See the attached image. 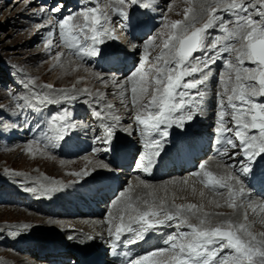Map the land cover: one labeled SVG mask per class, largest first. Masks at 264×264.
I'll list each match as a JSON object with an SVG mask.
<instances>
[{
	"label": "snow or ice",
	"instance_id": "snow-or-ice-1",
	"mask_svg": "<svg viewBox=\"0 0 264 264\" xmlns=\"http://www.w3.org/2000/svg\"><path fill=\"white\" fill-rule=\"evenodd\" d=\"M186 3L183 19L171 20L165 16L164 30L143 42V56L138 66L122 81L111 79L121 94L130 97L135 112L133 119L141 126L144 143L135 167L149 172L160 157L161 140L169 136L168 129L183 128L193 121L203 111L212 92L218 108L215 131L222 146L218 156L231 161L226 167H238L239 174L245 178L259 173L264 180V0H186ZM154 4L155 0H107L103 4L100 0L95 3L90 0L89 5L56 17L55 21L53 17L62 11V6L58 3L50 10L41 7L39 14L47 16L38 25L48 29L45 51L57 63L65 56L64 48L68 49L69 56L82 60L101 57L117 62L119 51L102 53L100 46L109 38L117 39V28L134 32L138 24L132 9L148 13L155 10ZM114 17L116 23H113ZM54 34L58 36L55 43ZM218 63L219 70L215 67ZM96 76L102 83H109L99 73ZM22 83L26 89L31 86L30 102L23 107H40L43 111L48 106L64 105L50 113L45 125L47 131L44 127L40 129L44 148L55 149L58 142H65L80 127L69 115L67 105L76 101L81 91L89 96L91 93L87 88L76 90L73 85L71 93L62 90L59 95H48L38 89L35 79ZM44 87L54 90L52 84ZM99 99L98 93L92 114L103 121L107 117L99 107ZM105 107L114 106L105 104ZM111 119L114 123L104 124L103 135L95 137L105 151L111 150L120 116ZM6 127L0 121V130ZM33 144L38 150L41 141L34 140L29 145L30 153L34 151ZM100 166L107 167L103 163ZM197 168L194 175L205 188L219 194L227 190L228 207H238L236 198L248 195L240 175L218 176L206 170L205 162ZM70 174L89 175L86 170ZM139 185L152 188L143 180ZM39 187L42 194L58 190L57 186L41 184ZM132 192L130 186L119 193L117 201L122 207L118 208L117 216L108 213L109 238L124 245H138L150 238L149 233L161 228L175 230L167 235L163 248L138 255L124 253L127 264H264V232L254 234L250 225L232 220L213 224L212 216L219 214H210L204 211L203 205L194 203L168 204L165 198L157 199L155 190L147 194L151 199L134 198ZM112 206L116 207V202ZM220 206L217 202V207ZM193 219L197 222L193 223ZM244 219L247 220L246 214ZM21 227L26 229L28 225ZM115 242L113 248L117 247Z\"/></svg>",
	"mask_w": 264,
	"mask_h": 264
},
{
	"label": "rangeland",
	"instance_id": "rangeland-1",
	"mask_svg": "<svg viewBox=\"0 0 264 264\" xmlns=\"http://www.w3.org/2000/svg\"><path fill=\"white\" fill-rule=\"evenodd\" d=\"M92 2L95 3V0H92ZM100 2L101 4L107 3V0H100ZM58 3L62 6V11L58 14H55V16L53 17L54 21L56 17L67 16L69 13L77 12L85 5H89L90 0H0V121H2L3 124L7 125L6 128H2V130H0V166H1L0 167V211L7 210V212L0 213V229L2 228L1 230H3L5 228H8L9 226V227H13V229H15V232H17L20 229L18 227H21L24 224H27L28 226H31L32 224L36 228V229L32 228L25 230L21 236L19 235L10 236V234L8 236L4 234L5 235L4 236L1 232L0 233V264H71V263L75 264L76 261L73 262L74 255H77V253L82 254L80 252H84V251H86V253L82 254L83 257L87 258L90 256L89 258L91 259V256L97 253V255L95 256V258H97L96 261H99L98 259L103 258L102 264H117L114 261V258H117L119 256H117V254L110 255L112 253L111 249L104 246V244H99L100 243L99 241L93 240L92 242L88 240V244H91L90 245L91 248H80L76 246L74 247L76 241L71 243L67 235V232H74L77 234H81L80 232L82 233L85 232L84 234L89 235L86 231L89 232L90 229L87 230V228L89 226H93L92 224L93 222L90 221V219H96V218H102L101 220L105 221V223L103 224H105L106 226V222L108 219L106 215H108V213L110 212L109 210L112 209L111 206L113 204L112 202H114L113 200L115 199L117 200L119 193L125 190V187H123V185H120L118 183L108 185L102 183L104 182V179H100L102 182L98 184H100L99 186L102 187L103 189L102 193L105 194L103 195V197L105 198L100 199L99 201L96 202V204H91L93 208H97L100 211L99 212L94 211L93 208L91 210L85 208L84 205L83 206L80 205L79 207L84 208L83 211L76 213L75 212L66 213L63 211L64 209L62 210L63 207H66V209H68L69 207L72 209H77L79 207L77 205L75 206L74 203L70 202L68 198H66L63 201L60 200L59 202L53 201V203L50 202L49 200L41 201V198L39 197L36 198L35 195H32L26 190L27 188H24V185L29 187L30 183L28 184L29 185L28 186L26 184L19 183L17 179L12 180L10 176L3 171V169L6 167L7 170L15 171L17 173H29L31 169L32 170L37 169V171H39L40 174L43 175L45 174L51 179H54V181L60 179L62 180L63 177L67 178L68 173H70L71 171H67L66 169H61L62 171L54 170L53 174L52 173L50 174L48 173L49 172L48 170L39 168L37 164H33L34 166L33 165L27 166L24 162L20 161V157L26 155V151H24L22 145L28 144L30 141L33 142L34 140H40L41 144L39 146V149L38 150L36 149L37 150L36 152L42 150L44 153L47 152L50 155H53L56 158L62 160L64 159L75 160L77 158L81 159L84 156L91 155L94 156L95 158L101 159L105 164H107L106 168H99L95 170V172L89 173L87 177L84 176L79 180L70 183L69 186L77 189L79 186L85 184L89 185L90 183L92 184L97 178H101L107 175L110 170H111L110 173L115 174L114 172H117L116 170L120 169L123 166L120 165L121 162H125L126 164H128L127 161H130L128 166L129 169L127 168V171L119 173V183H126L127 181L122 178L124 177L128 178L129 173H132L133 170L136 169L135 163L137 161L138 155L142 151V147L141 146H138L139 148L136 147V149L133 150V154H132L133 158L127 161L126 160L122 161L121 159L120 161L118 159L119 154L115 157L116 152L114 153L111 152L115 150L117 147L118 148L120 147L122 149L128 148L129 145H125V144H129V142L131 141V137L128 136V133L127 134L123 133L124 127L122 122L126 124H128L129 122L134 123L133 117L135 114H133L134 111L129 112V108L131 106V102H129L130 99L124 100L125 98L128 99L129 97L125 96L124 94L123 95L121 94L120 96L118 94L113 95L115 90H109L111 95H108L106 98L99 99L100 108L103 110L105 117L109 118V119L106 118L103 121L99 120L102 127L105 122H106L105 124H113L114 121H111V117L114 113H120V114L123 113V115L128 114L129 117L128 119L129 122L126 119H120L119 123L116 124V129H115L116 137L113 138V140H115L114 143H111V150L110 151L102 150L103 145L98 141H96L94 138L97 135H103L102 128H98L95 126V124H92L94 117L90 116L94 108L93 97H96L98 91H101L103 87L101 85L102 82L99 79H97L96 74L99 73L105 79L107 78L106 76H108L107 74L118 75L120 69H117L115 65L121 63V61L124 60L126 61V58L130 56V58L127 60V63L124 66L125 67L124 70L119 73L120 75L121 73H123L124 76H126L141 62V58L143 56V49H142L143 42L149 39L151 36L156 35L164 30L163 29V24L165 22L164 17L166 16L168 19L171 20L183 19V11L186 7H188V5L186 3V0H155L154 11H149L148 13H144L143 9L133 8L132 15L138 24L136 30L132 33H129V32H124L121 29L117 28L116 29L117 39L109 38L104 45L100 46L102 53L105 50H107L108 52L119 51L120 58L117 61V64H115L116 62H110L108 60L102 59L101 57L85 58L82 60L79 57L72 55L74 57L70 56V58H74L75 60L79 61L82 64V66H84V68L86 67L87 69L85 68L86 70L85 73L92 74V77L88 76L89 79L88 81H85L86 78L83 76H78L76 78L77 80L72 79V80L63 81L61 74L58 75L57 77L54 78L52 77L55 71L56 73L58 72V68L56 65L57 61H55L52 58V56H50L45 51V40L47 38L48 29L47 28L41 29L38 27V25L41 22L47 19V16H42L39 14V9L43 7L46 10H50L56 7ZM169 7L171 8L170 11L168 10ZM113 23H116L115 17L113 19ZM139 30H141V32H139ZM120 36L123 37L121 38ZM57 38L58 36L54 34L53 37L54 43ZM133 44L136 45L135 46L136 49L131 50V48H133ZM55 51L56 49L53 48V55ZM63 51L68 53L67 48H64ZM156 54L157 53L155 51L152 52L153 56H155ZM119 67L123 68V63H121ZM215 67L217 68V70H219L221 65L218 63ZM31 79L36 80V85L38 89L43 91L44 93L49 91V89L44 87L47 84H52L54 85L55 90H60L63 87L73 88L75 81H79L78 85L76 86L78 87L77 90H83L87 88L89 90V93L91 92V95L89 96L88 94H84L81 91L80 98L86 100L85 102H87V104H84L85 105L84 107H82V105L79 106L78 103L77 105H73V104L67 105L69 106L68 107L69 115L73 120L77 122V124L80 125V127H78V129L74 131L71 134V136L67 138L65 142H58L60 145H57V149L55 148V150H52L51 148L48 149L44 148L43 139H41L43 138V133L40 131V129L44 127L45 131H47L45 125L48 121V117L50 113L59 111V109L64 105L48 106L43 111L41 110L40 107L29 109L27 107L20 106L23 103V101H25V99H30L29 97L31 96L30 95L31 86L26 89L23 87L22 82L26 83ZM209 96L210 97H208L204 105V108L206 109V107L207 108L212 107L211 104L214 101H215V105L213 104V106L217 108L216 106L217 102L213 93L209 92ZM89 99L91 104L88 101ZM76 102L77 101L72 103L75 104ZM105 104H111L114 105V107L108 110L105 107ZM116 104L118 105V107H115ZM17 108H20V112L16 110ZM35 112L38 114L36 115ZM217 112L218 109L215 112L216 114H212V116L213 117L217 116ZM203 120L204 119L202 118V114H200L197 118H194L193 121L187 122L183 128H179L176 126L171 127V132L169 133L168 137L173 135L174 143L171 142L168 145L165 153L163 154L164 155L163 158L165 157L166 160V158L169 157V155L172 152L173 154H175L176 152L175 150H177L178 148L179 140L189 139L191 138L190 136H195L196 134L199 135L200 130H202V128L200 129L202 125L200 126L199 122H202ZM216 122L217 120L215 118L212 124L206 125L205 130H202V132L206 131L207 133L213 135L214 137L215 133L213 131H210V129L216 128ZM15 124L24 125V127L27 128V131H23V132H25V134H29V136L20 139L14 135H10L11 131H7V130H12ZM120 125L122 126L123 129L121 128ZM83 126H88L89 130L84 129ZM140 127L141 126L137 125L135 128L136 129L135 132L138 133L140 131ZM93 129H94V134L91 133L93 136L92 137L90 135V132ZM117 130L119 132H117ZM34 135L39 136V138L37 137V139L36 138L34 139L33 138ZM213 137L211 136V138L209 139V143L207 144L205 153L202 154V152H200L199 155H197V157L202 159V162L209 161L211 156L213 155V153H211L212 149H210L214 144ZM120 144H122L123 147L119 146ZM19 146H21V148H19ZM13 148L15 149L17 148L19 150L18 153L12 152ZM94 149H101V150L94 151ZM199 163L200 162H197L192 166L194 170L198 169L197 166ZM156 164L159 169H163L164 167L163 164H159V163ZM191 164L189 163L187 164V166L189 167L191 166ZM157 180L160 179H154L153 182ZM96 184L97 183H95V185ZM107 185L110 187L107 188L108 187ZM126 185L128 184H125V186ZM245 186H247L246 182H244V187ZM97 187L98 186H93V189ZM80 190H86V189L81 187L78 191ZM26 192L29 194H27ZM90 194L96 195L95 192ZM107 196L108 198H106ZM76 198L77 197H72L73 201H75ZM79 199L81 200L82 198ZM54 202L56 203V205H54ZM9 208H14L16 209V211L17 209L28 211L31 212L32 214H36L38 216H42L46 218H51L53 220L60 218L71 219V220L74 219L75 221H71V223H73L74 226H72L73 228L71 230H64L62 229V226L61 224H59L58 221H54L53 224L51 225L43 224V222L42 223L40 222L41 224L40 223L33 224L31 221L28 220H27L28 223H24L21 221L22 216H18L17 214L14 213V211L8 210ZM43 208H47L49 212H51V209H54V211H56L57 213L56 212L54 214L44 213ZM90 211H93V213H90ZM91 215H93L94 217ZM20 223L22 224L19 225ZM250 225L252 227L256 224L254 222H251ZM174 230L175 229H171L172 232H174ZM262 232L264 231L260 229L256 232V234ZM168 234L164 236H167ZM63 243L69 246V248L66 247ZM37 245L40 246L41 249L45 247L46 250H43V253H41L39 256L38 255L34 256L33 255L34 249L35 252H39V250L35 248V246ZM100 245L102 246L100 247ZM45 254L51 256L46 257ZM56 254H61V258L59 259H61L62 261H66V263L55 262L54 255ZM65 254L66 255L68 254L67 258L65 257ZM76 257L78 258V256Z\"/></svg>",
	"mask_w": 264,
	"mask_h": 264
},
{
	"label": "bare ground",
	"instance_id": "bare-ground-1",
	"mask_svg": "<svg viewBox=\"0 0 264 264\" xmlns=\"http://www.w3.org/2000/svg\"><path fill=\"white\" fill-rule=\"evenodd\" d=\"M139 32H141V30H139ZM120 37L122 38L123 36H120ZM134 49H136V47L131 48V50H134ZM132 56H131V58H132ZM71 57H74V56H71ZM129 58H130V56L128 58H126V61L125 60L121 61V63H123V68L119 67L121 65V63H118V64H117V62L115 63V64H117V65H115L116 68L120 69V72H122L124 70V68H125L124 66L127 63V60ZM56 65L58 68V72L56 73V71H55L53 73V76H52L53 78L57 77L58 75L61 74L63 81L72 80V79L77 80L76 78L78 76H83L86 78L85 81H88L89 80L88 76L92 77V74H90V73L86 74L85 73L86 67L84 68V66H82V64L79 61L75 60L74 58H70V56L67 55L66 52H65V56L61 58V61L59 63L56 62ZM119 73H118V75L107 74L108 75V76H106L107 78L106 79L104 78L105 80H108L109 83L107 85L104 83L101 84L103 86V87L101 86L102 90L98 91V93L100 94V99L106 98L108 95H111L109 90H115L113 95H115V94H118L119 96L121 95L120 90L115 85H113L111 83L112 78H116L117 80H120V81H122L124 79V77H125L124 74L121 73V75H120ZM52 81H53V79H52ZM78 82L79 81H75V84H74L76 90L78 89V87H76L78 85ZM55 83H56V81H55ZM62 90H66L68 93H71L73 91V88H71V87H65L64 88L63 87L60 90H55V89L49 90L45 94L59 95ZM97 94H96V96H97ZM80 95H81V92H80ZM93 98H95V97H93ZM93 98H91V99H93ZM129 99H130V97L128 99L125 98L124 100H129ZM76 101L77 102L75 104L71 102L68 105H72V104L77 105V103H78L79 106L82 105V107H84L85 106L84 104H87V102H85L86 100L81 99L80 96ZM88 101L91 104L90 99ZM29 102H30V99H25V101H23L24 104L29 103ZM129 102H130V100H129ZM22 104L20 106L24 105V104L23 105ZM213 104L215 105V101L212 102V104H211L212 107H209V108L206 107V109L204 108L202 112H198V114L195 116V118H197L200 114H202V118L204 120L202 122H199L200 126L202 125L200 127V129L202 128V130H205L206 125L212 124V122L215 120V118H216V120L218 119L217 116H215V117L212 116V114H216L215 112L218 109V108H215L213 106ZM116 105H115V107H118V105L117 106ZM125 108H126V106H125ZM16 110L20 112V108H17ZM119 111H121V110H119ZM119 111H117V112H119ZM130 111H134V110H132L131 106L129 108V112ZM37 114L38 113H36V115ZM133 114H135V112ZM116 115H119L120 119H126L129 122L128 114L123 115V113L122 114L114 113L112 116H116ZM90 116L94 117L92 124H95V126L98 128H102L100 121L95 116H93L92 114ZM107 119H109V118H107ZM111 121H113V120L111 119ZM122 124H123L124 129L122 128L121 125L120 126L124 131L123 133H126V134L128 133V136L131 137V141L129 142V144H125V145H129L128 148L122 149V148H120V147L118 148L116 146L117 148L115 150H113L111 153L116 152L115 157L119 154L118 155L119 160L121 159L122 161L123 160L127 161V160H130L131 158H133V156H132L133 150H135L136 147H138V146L142 147V145L144 143V137L140 134V131L138 133L135 132V130H136L135 128L137 126L135 121H134V123L129 122L128 124L122 122ZM118 126H119V124H118ZM83 127H84V129L89 130L88 126H83ZM122 129H121V131H122ZM202 130H200L199 135L196 134L195 136H190L191 138H189V139L179 140V141L175 140V141H178V143H179L178 148H177V150H175L176 151L175 154H173V152H172L169 155V157L166 158V160H165V157L163 158V156H164L163 154L165 153L168 145L171 142H173L174 139H173V135H171L170 137L162 139L161 144H162L163 150L161 149L162 154H160V157L156 163L163 164V166H164L163 169H159L156 163L154 164L153 167H151L149 169V172H147V173H145L142 169L136 168L133 170L132 173H129L128 178H125V177L122 178V179H125L127 181L126 183H119V173L127 171V168H128V164L125 163L126 166L124 164L120 169L116 170L117 172L113 171L115 174L110 173L111 172V170H110L107 175H105V176L102 175L103 177H101V178H97V179L95 178L96 180L92 184L91 183L89 185L85 184V185L79 186L77 189H75L74 187L69 186L70 183H73V182L79 180L80 178H82L84 176L77 177V176L72 175L70 173L83 172L85 170L88 173H91V172L93 173V172H95V170H97L99 168H104V167L100 166L101 163H103L104 165H107V164H105L101 159L95 158L94 156H91V155L84 156L81 159L77 158L75 160H65V159L62 160V159L56 158L53 155H50L47 152L44 153L42 150L39 151L40 153L36 152L37 146L34 144H33L34 151L30 153L28 151V147L30 144H32L31 141L30 142L28 141L29 142L28 144L22 145V147L24 148V151H26V155H24L22 157L19 156L21 162H24L27 166L37 164L39 166V168H43L44 170H48L49 171L48 173H50V174L51 173L53 174L54 170L60 171L61 169H66L67 171H71L70 173H68V177L67 178L63 177L62 180L60 179V180L54 181V179H51L50 177L46 176L45 174L44 175L40 174V172L37 171V169L36 170L31 169L29 173H17L15 171H9V170H7L6 167L4 169L3 168L2 169L7 175L10 176V178L12 180L17 179L19 181V183L26 184V185H28L30 183L29 184L30 186L28 185L29 187L24 185V188L37 189V191H35V192H30V191H28V192L31 193L32 195H35L36 198H38V197L41 198V201L49 200L50 202L53 203V201L59 202L60 200L63 201L66 198H68L70 202L75 204V206L77 205L79 207L80 205H82V206L84 205L85 208L92 210L93 207L91 206V204H96L97 201L105 198V197H103V195H105V194L102 193L103 189L101 186H99L100 184H98V183L102 182L100 179H104V182H102V183H105L108 185L109 184L112 185L114 183H118L120 185H123V187H125L124 191H126L131 186V188L133 189V192L131 194L133 195L134 198L140 197L141 199H151V197H149L147 194H148V192L155 190L157 199L165 198L167 200L168 204H172V203H175V204L194 203L196 205H203L204 211H206L210 214H219V215H213L212 216V223L213 224L220 223L222 221H227V220H232L236 223H246L247 225H250L251 222H254L256 225H254L252 227L250 225V230L254 234H256V232L260 229L262 231H264V210H261V206L264 205V180H262L260 178L259 173L257 174L256 177L245 178L244 176L238 174L239 173L238 167L233 168V169H228L226 167V164L231 163V161H228L226 158H221L220 156H218V151L221 149L222 146L218 142L220 138H219L218 134L216 133L215 128L210 129V131H213L215 133L214 137H213V135L207 133L206 131L202 132ZM7 131H11L10 135H14L20 139L23 137L25 138V137L29 136V134H25V132H23V131H27V128L24 127V125H16L15 124L13 126L12 130H7ZM81 131H82V129H81ZM168 131L170 133L171 128H169ZM19 132H22V133H19ZM117 132H119V131L117 130ZM91 133L94 134V129L91 130V132H90V135L92 136ZM115 135H114V137H116ZM211 136L214 138V142H213L214 144L210 148V149H212L211 153H213V155L211 156L209 161H204L206 164V170H211L215 174H217L218 176H227L229 174L240 175V179L244 180V182H246V184H247V186L244 187V190L248 195H246L244 197L238 196L236 198L235 202L238 205V207H236V208H230L227 206V203H226L227 198H228L227 190H221V192L223 194H219L218 192H215V191H212L208 188H205L200 183V178L197 177L196 175H194V173L198 169L194 170L192 166L194 164H196L197 162H200V163L202 162V159L197 157V155H199L200 152H202V154L205 153L206 148H207V144L209 143V139L211 138ZM37 137L39 138V136H37V135L33 136L34 139L35 138L37 139ZM112 141L113 142H111V143H114L115 140H112ZM57 145H60V144L58 143ZM119 146L123 147L122 144H120ZM19 148H21V146H19ZM56 149H57V147H56ZM52 150H55V149H52ZM18 151L19 150L17 148L12 149V152H14V153H18ZM4 158H6V157H4ZM236 159H237V161H239L240 158L237 157ZM8 160H9V158H8ZM189 163L190 164L193 163V164H191V166L188 167L187 164H189ZM14 167H15V165H14ZM57 173H59V172H57ZM154 179H160V180L153 182ZM141 180L150 184L152 186V188L151 189H145L142 185H139V182ZM185 180H187L188 183H184ZM95 183H97L98 185L97 184L95 185ZM41 184L48 185V186H57L58 190L56 192H53V193L42 194V191L40 190V187H39ZM125 184H128V185L125 186ZM74 185H75V183H74ZM93 186H98L99 188L97 187V188L93 189ZM249 186H252V187H249ZM81 187H83L86 190L78 191ZM109 187L110 186H108L107 188H109ZM93 192H95L96 195L90 194ZM201 192H203V195H201ZM29 193H27V194H29ZM72 197H77V198L75 201H73ZM79 198H82V199L80 200ZM106 198H108V196ZM56 199H58V200H56ZM113 201L116 202L117 206L116 207L111 206L112 209L109 211L112 213L113 216H117L118 208L122 207V204H120L119 201H117L116 199ZM77 202H78V204H77ZM217 202L219 203V205H221L220 207H217ZM54 205H56L55 202H54ZM140 206L143 207L144 205L141 204ZM108 207H110V206H108ZM43 209H44L43 210L44 213L54 214L56 212V211H54V209H51V212H49L47 208H43ZM8 210H12L18 216H22L21 221L24 223H28V221H31L33 224L43 222V224L51 225V224H53L54 221H58L59 224H61L62 229H64V230H71L73 228L72 226H74V224L71 223V221H75L74 219L71 220V219L60 218V219H54L53 220L51 218L38 216L36 214H32L31 212L23 211L20 209H17V211H16V209H14V208H9ZM62 210L66 213H68V212H75L76 213V212L83 211L84 208L79 207L77 209H72L69 207L68 209H66V207H63ZM93 210L98 211V212L100 211L97 208H93ZM3 212H7V210L0 211V213H3ZM90 213H93V211H90ZM245 214L247 215V220L244 219ZM91 216H93V215H91ZM106 216L108 218L107 219V221H108L110 219V217L108 215H106ZM101 219L102 218L90 219V221L93 222L92 223L93 226H89L91 228H89V227L87 228V230L90 229L89 232L86 231L89 235L84 234L85 232H83V233L80 232L81 234H77L74 232H67V235H68L71 243L76 241L74 244V247L76 246V247H80V248H91L90 247L91 244H88V240L92 241V242H93V240L99 241L100 242L99 244H104V246L108 247L109 249H112V253L110 255L117 254V256H119L117 258H114V261L117 264H127V257L124 255V253H131V255H138V254H144L146 252H150V251L158 249V248L165 247L163 241L166 239L167 236H164V235L168 234L169 232H172L171 229H169V228H161V229H159L160 232H158V233L157 232L156 233H149L150 238L142 244L124 245L122 241L121 242H115L114 238L108 237V235H107L108 224L106 222V226H105V224H103V223H105V221H102ZM192 222L196 223L197 221L195 219H193ZM21 224L22 223H20L19 225H21ZM18 228H20L19 231L15 232V229H13V227L8 226V228H5L3 230H1L2 229L1 228L0 233L2 232L3 235L5 234L7 236L9 234H10V236H15V235L21 236L25 230L35 228V226H33L31 224V226H28V228H26V229L23 227H18ZM159 233H161V234H159ZM257 235H259V234H257ZM122 240H123V238H122ZM114 242L117 243V247H115V248L112 247V244ZM122 245H124V246H122ZM65 246L69 248V246H67V245H65ZM101 246L102 245H100V247ZM35 248H37L39 250V252H35V249H34L33 250L34 256H36V255L39 256L41 253H43V250H46L45 247L43 249H41V247L38 245L35 246ZM118 249H119V251L117 253ZM115 250H116V253H114ZM81 251H83V250H81ZM80 253L83 254V253H86V251L80 252ZM82 254H78V253H77V255L73 254L74 255L73 262L76 261L75 264H102V262H103V258H100V259H98L99 261H96L97 258H95V256L97 255V253L95 255L91 256V259L89 258L90 256L86 258V257H83ZM45 255H46V257L51 256V255H47V254H45ZM55 256H57V257H55ZM67 256H68V254L67 255L65 254L66 258H67ZM76 256H78V258ZM59 258H61V254L54 255V261L55 262L66 263V261H62ZM154 259H156V258H154Z\"/></svg>",
	"mask_w": 264,
	"mask_h": 264
}]
</instances>
